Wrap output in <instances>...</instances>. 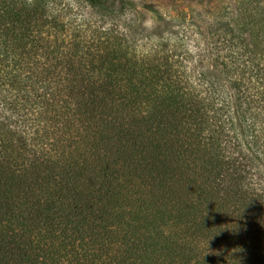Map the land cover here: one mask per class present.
I'll return each instance as SVG.
<instances>
[{"label": "trees", "instance_id": "16d2710c", "mask_svg": "<svg viewBox=\"0 0 264 264\" xmlns=\"http://www.w3.org/2000/svg\"><path fill=\"white\" fill-rule=\"evenodd\" d=\"M80 1L0 0V264H264V0L201 47Z\"/></svg>", "mask_w": 264, "mask_h": 264}, {"label": "rangeland", "instance_id": "374dc122", "mask_svg": "<svg viewBox=\"0 0 264 264\" xmlns=\"http://www.w3.org/2000/svg\"><path fill=\"white\" fill-rule=\"evenodd\" d=\"M73 7L76 16L89 18L90 16H99V12L92 10L84 2L80 0H67ZM235 0H117V6H122L124 15L109 14L105 16L107 21H126L123 16L135 17L132 28L139 29L142 36L163 33L164 36L177 35L182 38L186 33L192 37L194 42L203 45V34H208L211 28L209 24L219 25L222 16L223 29L227 24L231 23L233 15L227 13V10L233 8ZM149 22H151L149 24ZM192 26L188 32L186 26ZM125 26V25H124ZM220 26V25H219ZM212 30V31H213ZM205 38V39H204ZM260 165L263 166L262 160L256 158Z\"/></svg>", "mask_w": 264, "mask_h": 264}, {"label": "clouds", "instance_id": "9594fccd", "mask_svg": "<svg viewBox=\"0 0 264 264\" xmlns=\"http://www.w3.org/2000/svg\"><path fill=\"white\" fill-rule=\"evenodd\" d=\"M33 3V0H28V4L31 5ZM151 22H149L150 24Z\"/></svg>", "mask_w": 264, "mask_h": 264}]
</instances>
